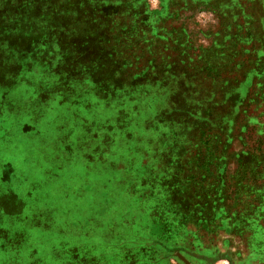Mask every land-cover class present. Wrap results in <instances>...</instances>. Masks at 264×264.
I'll return each instance as SVG.
<instances>
[{
    "label": "rangeland",
    "instance_id": "374dc122",
    "mask_svg": "<svg viewBox=\"0 0 264 264\" xmlns=\"http://www.w3.org/2000/svg\"><path fill=\"white\" fill-rule=\"evenodd\" d=\"M186 1L165 0L166 11H162L159 17L158 21L162 23L154 25L155 35L147 30L151 28L148 23L156 24L157 20L144 21V11L157 8L159 0H0V99H7L0 100V200L9 189L36 193L31 200L21 198L19 216L27 218L15 227L28 223L30 210L35 211L31 215L34 221L39 215L43 216L36 210L46 204L45 190L48 187L49 193L52 186L56 189L54 199L60 198L62 182L67 186L72 180V187H77L78 182H87L93 184L95 192L107 189L116 194L119 189H108L101 183L100 176L110 169L116 176L127 179L119 173L118 155L109 160L111 165L102 168L94 165L89 171L86 170L87 161L82 151H74L71 161L63 160L62 156L55 161L53 157L61 154V149H58L59 127L65 125L70 131L78 120L67 111L76 109L77 97L70 99L68 105L59 97L65 88L70 96H77L79 91L86 93L84 103L91 106L92 103L87 100L90 95L110 89L117 96V100H111L110 105L120 121L124 122L126 111L135 109L140 112L144 108V94H141L140 88L144 92V64L147 60L155 63L150 71L157 74L166 72L169 68L167 64L172 63H179L189 71L190 66H203L210 62L209 70L219 72L223 70L222 65L233 60L256 68L257 100L250 106H244V114L237 122L229 121L226 126H220L231 132L219 133L210 128L202 131L196 138L198 144L191 156L195 157L193 172L204 170L203 159L210 153L212 157L225 158L223 167L218 168L214 162L205 167L208 171L223 172L226 176L223 185H227L229 191L228 215L234 223L229 222V227L207 235L208 230L199 224L195 227L193 222L185 223L182 219L180 234L184 243L191 242L192 234H196L198 240L191 243L200 250L212 245L214 252L222 258L214 264H264V0ZM182 13L192 17L190 22H184L187 26L179 28L174 25L173 19ZM52 23L67 25L59 26L67 32H52ZM188 28L197 32L223 28L227 31L226 41L213 52L198 50L185 31ZM76 43H79L78 47ZM94 60H100V67L89 70L80 67L82 62ZM157 62L165 67L158 70ZM114 72V78H110ZM203 72L202 69V75ZM87 74L99 76L96 81L101 84L94 86L89 83L91 80L77 84L74 76ZM68 75L73 78L66 77ZM62 77L66 79L61 84ZM160 78L159 92L163 99L157 102V107L163 113L160 118L162 125L169 129L178 126L186 129V125L192 122L190 115L196 102L189 101L183 93L172 92L169 77ZM200 82L198 86L203 88V80ZM188 84L184 79L181 87L176 86L185 91ZM1 86L16 91L1 93ZM98 103L102 108L109 102H93ZM130 121L121 123V126L135 123L134 119ZM85 124L88 123L85 121ZM100 125H105V122L95 123L89 131L101 138L103 132L98 129ZM165 155V151H161L160 156ZM69 162L71 166L68 168L58 164L67 165ZM118 193L117 203L111 198L104 199L94 212L86 210L79 194L74 198L80 203L66 199L64 204L76 207L81 216L62 226L63 235L61 230L54 228L52 237L41 240L35 247L23 250L22 245H17L16 248L21 250L19 256L35 252L41 260L34 264H48L53 259L61 261L62 258L74 257L76 248L81 257H95L98 264H123L119 260L122 258L116 257V252L143 246L144 237L137 233L122 234L129 233V230L116 228L120 221L132 228L136 224L131 216H127V205L132 200L121 203L120 197L124 195ZM51 202L47 201L49 207ZM54 203L58 206L56 201ZM130 209H135L134 204L130 205ZM7 211L0 214L1 226L16 235L15 228L11 229L14 214ZM133 213L140 220L144 217L143 211ZM74 227L81 232L83 238L78 239L82 240H72L77 239V235L71 236L68 231L74 230ZM60 236L69 240H57ZM210 236L214 239L210 240Z\"/></svg>",
    "mask_w": 264,
    "mask_h": 264
},
{
    "label": "crops",
    "instance_id": "0c3cea01",
    "mask_svg": "<svg viewBox=\"0 0 264 264\" xmlns=\"http://www.w3.org/2000/svg\"><path fill=\"white\" fill-rule=\"evenodd\" d=\"M159 1L160 4L157 8H153L150 12L144 11V21L157 20L156 24L150 25L148 23V27L151 26V28L147 30L148 33L155 35L154 25L158 26L162 23L161 20H158L162 11H166L165 0ZM189 1L193 0L186 2ZM178 16L173 19V23L179 28L181 25L187 26L188 24L184 22H190L192 17L191 14L187 13ZM59 26L67 25L52 23L50 25L51 31L67 32L64 28L59 29ZM185 31L194 44V48L205 49L207 52L218 50L221 44L226 41L225 37L227 36V31L223 28L221 30L217 28L206 29L204 32H197L188 28ZM76 46L78 47L79 43H76ZM209 63L203 66L195 64V66H190L192 70L189 68V71L179 63L167 64L169 68L166 69V72H158L157 74L150 71V67L152 68L155 63L147 60L144 64L146 65L144 66V92L140 88L141 94H144V108H141L142 111L140 112L135 109L126 111L124 122L120 121L121 118L117 116V112L110 105L111 100H117L116 94L110 89L104 90L103 93H93L92 96H89L90 99L87 98L93 107L84 103L86 102V93L79 91L77 96H70L66 88L64 92H60L59 97L61 101H65V105H68L70 99L77 97L76 109L73 111L66 109L78 120L77 123H73L70 131L65 125L59 127L60 144L58 149H61V154L53 157L55 161L59 159L58 156H62L63 160L66 159L67 162L71 161L74 151L77 153L82 151L83 157L87 161L86 170L89 171L94 165L101 168L104 165H111L109 160L116 158L114 155H118L117 158L120 159L118 162L119 173L124 174L127 179L116 176V173L110 169L100 176L101 183H104L108 189L113 190L114 187L119 189V193L116 192V194L107 189L103 192H95L93 184L87 182V184L78 182L77 187H72V180L71 184L68 182L67 186L62 182L60 198L54 199L56 189H53L52 186L49 193L48 187L45 190L46 204L44 203L36 210L38 214L43 216L39 215L34 221L31 215L35 211H28V223L22 227L21 225L15 227L18 222L27 218L19 216L20 205H22L21 198L28 197L31 200L33 196H36V193L28 190L17 192L9 189V192L3 194V198L0 200V214H4L7 208H9L8 213L14 214L11 229L15 228L13 230H16V235L15 231L12 235L7 231L9 228H3L0 219V264H34L41 260V257L37 256L35 252L19 256L21 250L19 251L16 246L22 245L23 250L30 246L35 247L41 240L51 238L54 228L61 230L63 235L62 226L73 218L78 219L81 216L76 207L64 204L66 199L70 198L71 201L73 199L74 202L80 203L74 198L76 194H79L83 198L86 210L94 212V208L103 204L104 199L111 198L117 203V193L124 195L120 197L121 203L132 200V203L127 205L129 206L127 216H131L136 224L132 228L131 225H124L120 221V224H116V228L129 230V233L122 234H140L141 237H144L143 246L126 248L116 252V257L122 258L119 260L123 264H214L218 260L222 261L218 252H214L212 245L200 250L191 243L193 240H198L196 234H192L191 242L184 243L182 241L180 234L182 219L185 223L193 222L195 227L198 226L196 224H199L200 227L208 230L207 235H213V231L229 227V222L234 223V219L228 215L230 214L228 210L229 191L227 185H223L226 176L223 172L208 171L205 167L213 162L218 168L223 167L225 158L222 156L212 157L210 153L209 157L203 159L204 170L201 171L200 169V172H193L192 165L195 157H192L191 153L193 150L195 151L198 144L196 138L200 136L202 131L210 128L219 131V133L228 132L229 129L226 127L223 129L220 126L223 124L226 126L229 121H231L230 123L237 122L240 116L244 114V106H250L257 100L259 93V89L256 87L258 73L253 65L244 62L228 61L224 65L221 64L223 70L219 72L213 71V69L210 71ZM160 64L157 62L156 68L158 70L165 67H161ZM80 67L87 70L95 69L100 67V60H96V62L95 60L92 62L84 61ZM202 69L204 70L203 75ZM207 70L209 71L206 72ZM115 74L114 72L110 78H114ZM92 76L93 74H87L83 77H74H76L77 84H84L91 80L89 83L99 86L101 82L96 80H99L100 77ZM163 76L171 79L172 92L183 93L187 95L189 101L196 102L190 115L192 124H187L186 129L180 126L169 129L162 125L160 118L163 113L157 107L159 105L157 102L163 99L162 93L159 92L160 77ZM70 78L73 77L70 76ZM65 79L62 77L60 83H65ZM184 79L189 83L185 91L176 86L181 87L180 84ZM201 79L203 80V88L198 86L201 85ZM6 89L2 87L1 93L16 91V89ZM3 99L7 100L5 97H1L0 100L3 101ZM99 101H108L109 103L103 105L102 108L100 103L93 104V102ZM198 102L199 106H197ZM133 119L135 120L134 124L121 126V123L127 124L128 120L132 122ZM102 120L105 125L98 126V129L103 132V136L100 138V136L92 134L89 127ZM85 121L88 123L87 125ZM75 132L77 133L74 134ZM229 132L231 131L229 130ZM163 150L166 153L165 157L160 156ZM70 163L67 165L58 164L63 168L65 166L68 168L71 166ZM69 177L74 178L73 176ZM48 179L50 180V178ZM51 179L54 180L53 175ZM52 181L51 184H53ZM45 183H48L47 179H45ZM46 200H52L50 207ZM54 201L57 202L58 206ZM132 204L135 206L134 210L130 209ZM133 211L136 213L143 211V219L140 220L139 217H136ZM55 222L58 223L54 227ZM127 222L128 220L125 221V223ZM51 226L52 228L49 230ZM42 228L44 231H41ZM68 233L71 236L77 235V239L72 240H82L78 238H83L81 232H77L76 227L74 230H69ZM212 239L214 237L210 236V240ZM11 240H13L12 245H9ZM57 240L69 239L60 236ZM97 261L98 259L95 257L91 259L81 257L75 248L74 257L62 258L61 261L53 259L48 264H98Z\"/></svg>",
    "mask_w": 264,
    "mask_h": 264
}]
</instances>
